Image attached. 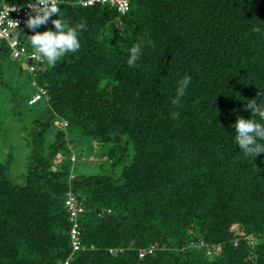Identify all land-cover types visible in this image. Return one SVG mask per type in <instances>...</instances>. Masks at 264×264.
Returning a JSON list of instances; mask_svg holds the SVG:
<instances>
[{
    "label": "trees",
    "instance_id": "16d2710c",
    "mask_svg": "<svg viewBox=\"0 0 264 264\" xmlns=\"http://www.w3.org/2000/svg\"><path fill=\"white\" fill-rule=\"evenodd\" d=\"M60 7L80 48L40 62L42 100L28 103L37 86L0 40V84L20 112H35L21 181L0 155V264H62L69 193L86 208L87 249L71 264H264V152L245 156L233 126L251 117L242 99L264 98V0H131L126 13L101 2ZM32 34L25 26L20 35L30 47ZM134 44L141 54L129 67ZM7 116L0 98V123ZM74 132L111 144L116 166L128 159L115 174L78 172L65 139Z\"/></svg>",
    "mask_w": 264,
    "mask_h": 264
},
{
    "label": "clouds",
    "instance_id": "9594fccd",
    "mask_svg": "<svg viewBox=\"0 0 264 264\" xmlns=\"http://www.w3.org/2000/svg\"><path fill=\"white\" fill-rule=\"evenodd\" d=\"M62 3L63 0H33L28 4L32 12L28 14L25 21L26 26L33 30V34L28 35V39L34 49V54L43 56L52 65H55L58 59L66 53H75L80 48L79 28L65 26L62 22L60 7ZM53 16L57 18L52 19V28L36 31L42 25H47ZM254 30L262 31L260 27H256ZM140 54L141 45L134 44L129 50L127 59L129 67L135 66ZM190 84L191 77L187 75L177 82L176 96L171 101L172 104L176 105L180 102ZM242 100L245 101V107L250 110L251 117L237 116L233 125L235 128L234 139L245 156L256 159L260 153L264 152V98H261L259 103L255 98Z\"/></svg>",
    "mask_w": 264,
    "mask_h": 264
},
{
    "label": "rangeland",
    "instance_id": "374dc122",
    "mask_svg": "<svg viewBox=\"0 0 264 264\" xmlns=\"http://www.w3.org/2000/svg\"><path fill=\"white\" fill-rule=\"evenodd\" d=\"M15 60L17 59H14L13 62H15ZM20 62L23 66V62ZM25 75L27 76L28 74ZM29 83H31L30 80ZM1 85L2 84H0V98L5 104V108L10 110L11 115L13 116L12 118L7 116L0 123V136L2 132H7V134L11 136L9 142H3L0 140V155L3 157V159H5V161L9 160L10 162V177L16 181H21L23 174L27 169L28 149L30 146V144H27V131L31 125L29 118L32 117L31 115H35V112L30 110V107L28 108L29 110L25 109L27 113L20 112V107L18 106L19 103H16L14 93H12L9 87ZM2 109H4V107H2ZM56 126L57 128L59 127L58 124H56ZM84 137L85 136L80 132H74L73 134H69L65 137L69 144L74 147L72 156L76 157L75 160L77 163H75L77 165L76 169L78 172L81 171L84 173L93 174L103 171L108 174H115V166L118 162V156L116 155L111 157L109 155L111 144H106L96 139H86ZM127 159L128 157L124 156L122 162H126ZM61 160L62 156L58 155L55 163H59ZM122 162L120 165L116 166L118 169L122 168Z\"/></svg>",
    "mask_w": 264,
    "mask_h": 264
},
{
    "label": "built area",
    "instance_id": "2783aa9c",
    "mask_svg": "<svg viewBox=\"0 0 264 264\" xmlns=\"http://www.w3.org/2000/svg\"><path fill=\"white\" fill-rule=\"evenodd\" d=\"M83 5H92L97 2L110 3L116 5L121 13H126L131 9V0H79ZM32 2L25 5L16 2L0 3V40H3L10 49L11 57L23 62V68L30 74L32 86H37V76L40 73L38 65L45 61V58L39 54H34V49L29 44L23 42L20 38L22 30L25 28V21L32 9L28 6ZM47 96V89L43 86H37L35 93L29 99L32 105ZM75 159V157H73ZM65 207L68 212L70 228H69V245L71 252L62 264H71L74 254L77 251L87 249L82 240L81 217L86 211L82 202L73 194L69 193L65 198ZM202 241L200 245H202ZM154 247L142 249L140 256L143 257L147 253H152ZM116 250L111 248L110 252Z\"/></svg>",
    "mask_w": 264,
    "mask_h": 264
}]
</instances>
